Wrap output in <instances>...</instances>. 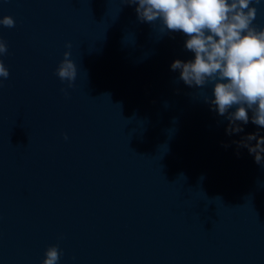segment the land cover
I'll return each mask as SVG.
<instances>
[{
	"label": "water",
	"instance_id": "obj_1",
	"mask_svg": "<svg viewBox=\"0 0 264 264\" xmlns=\"http://www.w3.org/2000/svg\"><path fill=\"white\" fill-rule=\"evenodd\" d=\"M136 7L0 0L15 19L0 24V264H43L53 245L57 264H264V160L234 143L264 127L249 110L228 135L204 99L215 82L171 69L194 60L189 37ZM69 41L72 87L56 72Z\"/></svg>",
	"mask_w": 264,
	"mask_h": 264
},
{
	"label": "clouds",
	"instance_id": "obj_2",
	"mask_svg": "<svg viewBox=\"0 0 264 264\" xmlns=\"http://www.w3.org/2000/svg\"><path fill=\"white\" fill-rule=\"evenodd\" d=\"M126 3L137 5L140 21L153 23L159 19L162 31H180L189 37L185 47L195 53L194 60L176 59L171 69L179 70V79L188 86L202 88L210 81L215 82L214 99L207 96L204 99L218 115L226 116L228 135L244 131L243 126L250 119L249 110L251 122L264 127V29L253 25L257 16L253 0H126ZM0 24L12 28L15 19L5 15ZM66 47L69 51L64 53L56 72L72 87L78 69L70 59V41ZM7 53V42L0 38V56ZM9 75L0 60V77L7 79ZM64 91L67 94V89ZM234 105H238L236 110L229 111ZM234 143L254 154L257 164L264 160V136L258 132L248 133ZM59 258V246H50L43 264H57Z\"/></svg>",
	"mask_w": 264,
	"mask_h": 264
}]
</instances>
